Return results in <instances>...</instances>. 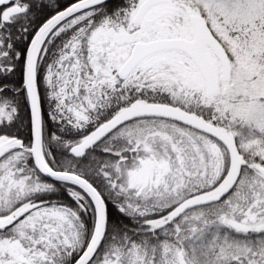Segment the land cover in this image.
<instances>
[{
  "label": "snow or ice",
  "instance_id": "snow-or-ice-1",
  "mask_svg": "<svg viewBox=\"0 0 264 264\" xmlns=\"http://www.w3.org/2000/svg\"><path fill=\"white\" fill-rule=\"evenodd\" d=\"M0 264H264V0H0Z\"/></svg>",
  "mask_w": 264,
  "mask_h": 264
}]
</instances>
